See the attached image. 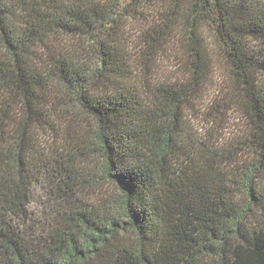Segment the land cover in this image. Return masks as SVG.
I'll use <instances>...</instances> for the list:
<instances>
[{
    "label": "trees",
    "instance_id": "1",
    "mask_svg": "<svg viewBox=\"0 0 264 264\" xmlns=\"http://www.w3.org/2000/svg\"><path fill=\"white\" fill-rule=\"evenodd\" d=\"M157 2L134 52L149 71L179 29L189 72L141 88L127 20ZM205 27L230 72L213 123L249 125L226 147L188 115ZM0 264H264V0H0Z\"/></svg>",
    "mask_w": 264,
    "mask_h": 264
},
{
    "label": "rangeland",
    "instance_id": "2",
    "mask_svg": "<svg viewBox=\"0 0 264 264\" xmlns=\"http://www.w3.org/2000/svg\"><path fill=\"white\" fill-rule=\"evenodd\" d=\"M159 3L160 2H157V4L154 3L155 5L152 7H146L144 10L146 14L144 19L139 18L138 20H127V31L132 38L133 43L131 44L132 48H129L128 52L135 61V70H139L136 75L137 78H139V87L141 88H144L147 81L155 83L163 80H184L187 79L186 75L189 72L188 51L179 29L177 30V34L171 36V39H169L168 42L169 45H167L164 51L160 53L155 65L149 68V71L144 70L140 58L137 57V54L134 52L136 50V48H134L135 46L144 43L146 33L149 32L148 24L158 21L159 13L162 12ZM142 20L144 21L142 22ZM203 39L207 45L209 53L212 55L213 76L210 85L204 86L201 90V93L199 94V103L197 102L198 105L195 106V111H188V115L191 116V114H196L197 108L201 109L200 114H196V117L198 118L195 119V116L190 117L193 128L192 133H196L199 139H206L210 143L215 142V146H217L218 142L220 147H226L229 141H237L239 137L242 138V136L248 131L249 125L243 113L234 111H231L226 115L227 117L222 124L219 125L213 123L217 122V112H214V107H212V105H216L218 100L226 94L224 89L230 83V72L228 65L226 64L227 62L220 53L221 48L217 42L216 35L209 27L204 28ZM143 50L145 51V49H142L141 51ZM216 108L217 107L215 106V110ZM79 114L82 117L83 122H85L84 124L87 129L92 133L93 120L80 111ZM75 117L76 119L78 118L77 116ZM114 193V187L110 183H106L104 187V196L109 198L110 196H113ZM39 199L41 200L42 198H37V200ZM31 209L33 211L39 210V204L37 201L31 205Z\"/></svg>",
    "mask_w": 264,
    "mask_h": 264
}]
</instances>
